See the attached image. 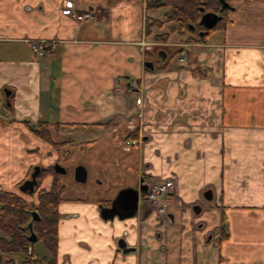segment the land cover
<instances>
[{
	"label": "crops",
	"instance_id": "obj_1",
	"mask_svg": "<svg viewBox=\"0 0 264 264\" xmlns=\"http://www.w3.org/2000/svg\"><path fill=\"white\" fill-rule=\"evenodd\" d=\"M65 1L41 0L33 16L20 9L0 20V188L21 193L35 164L54 165L77 139L121 145L132 131L142 141L123 146L118 162L125 170L134 160L138 179L174 187L166 219L140 208L104 220L100 204L110 200L64 197L57 264H264V0H231L224 28L179 42L146 34V0H73L97 14L84 23ZM29 39L57 45L37 56ZM157 44L174 45L175 56L167 52L151 69L145 62L158 57ZM26 121L49 122L66 142L53 146ZM37 147L40 154L28 151ZM22 196L38 202L37 192ZM121 238L135 250L124 253Z\"/></svg>",
	"mask_w": 264,
	"mask_h": 264
},
{
	"label": "trees",
	"instance_id": "obj_2",
	"mask_svg": "<svg viewBox=\"0 0 264 264\" xmlns=\"http://www.w3.org/2000/svg\"><path fill=\"white\" fill-rule=\"evenodd\" d=\"M163 6L168 7V10L162 18L147 17L146 34L152 35L153 27H163L167 23H173L170 31L155 33L154 40L168 41L172 32H178L181 35L189 32L191 35L186 37V40L191 41L198 39L201 32L205 30L204 25L200 24L203 13L220 12L222 3L220 0H146L147 9ZM223 13L225 16L219 21L217 25L219 28H224L228 22L226 8ZM26 122L31 132L53 146H61L66 142L58 138V131L49 122ZM132 137H138V133L136 131L129 132L126 139ZM28 151L41 152L38 147ZM30 174L31 172L28 177ZM48 175L53 176L50 188H41L42 182ZM38 179L39 185L35 192H23L28 196H34L37 192L38 202L28 200L16 192L0 188V229L4 233L0 235V264H17L15 257H4V254L9 253L24 254V262H28V264H57L58 227L61 219L59 205L64 199L66 185L62 182L61 173H58L53 165L44 166ZM34 212H38L40 215V218L33 223L34 231L38 237L36 241L30 240L31 231L29 228ZM225 236L226 233L223 237ZM38 241L45 243L53 255L52 259L38 257L35 250V244Z\"/></svg>",
	"mask_w": 264,
	"mask_h": 264
},
{
	"label": "rangeland",
	"instance_id": "obj_3",
	"mask_svg": "<svg viewBox=\"0 0 264 264\" xmlns=\"http://www.w3.org/2000/svg\"><path fill=\"white\" fill-rule=\"evenodd\" d=\"M40 2L41 0H0V20L2 21L3 17H13V14H19V16H22L23 14L33 16L36 13L41 12V9H39L41 4ZM232 2H234V0H232ZM20 9H22L23 14L20 13ZM167 10L168 7L166 6L153 8L149 10V15L152 17H163ZM171 25H173V23H167L163 27H153L152 33L154 35L155 32L162 33L170 31ZM172 35L178 37V41L176 42H179L180 40L186 39V37L191 34L186 32L185 35H181L178 32H172L170 33L169 39ZM174 45V47H177L176 43H174ZM173 46L157 44L155 47H158L159 50L164 49L166 52H169L170 55L175 56V51L172 48ZM153 60L155 64L160 63V60L156 58V55H154ZM86 133L87 132L85 131H77L76 136L79 135L81 138H85ZM120 136L121 135L119 134V137ZM118 140V138L117 140H114V142L112 140V143H110L111 145H109V143H106L104 140H100L95 143H86L77 139L74 144H70L59 149L58 159L54 160L53 164L60 163L66 169L64 173H61L62 182L66 185V193L64 197L67 199L65 202L76 198L84 199L86 202L95 203L100 199L106 201L111 199L113 200L121 190L136 183L135 180H137L139 174L134 166V160L130 159L131 162L127 165L130 169L126 168L124 170L125 166L120 164L116 159L117 154L119 151L123 150V146L126 144V138L125 143H122L121 145H118ZM116 142L118 146H116ZM40 150L42 152L41 148ZM78 165H84L88 170V179L86 182H78L75 179V170ZM34 166H36V164ZM41 166L44 167L45 165L41 164ZM120 168L122 170H119ZM119 171L120 174H118ZM19 191L21 193L18 194H24L20 189ZM204 199L208 202L210 200L207 198L206 193H204ZM165 206L169 209L168 204H165ZM197 215L199 214H196V216ZM61 218L60 222H62L64 216L62 217L61 215ZM3 234L4 233L0 229V235ZM36 248L38 256H43V254L49 253L43 241H38L36 243ZM9 256L15 257L18 264L24 263L25 255L22 253L4 254L5 258Z\"/></svg>",
	"mask_w": 264,
	"mask_h": 264
},
{
	"label": "water",
	"instance_id": "obj_4",
	"mask_svg": "<svg viewBox=\"0 0 264 264\" xmlns=\"http://www.w3.org/2000/svg\"><path fill=\"white\" fill-rule=\"evenodd\" d=\"M222 3L221 12L225 8L234 9L235 7L230 3L229 0H220ZM223 18V15L218 12H204L201 19L200 24L204 25L205 30L204 32H208L209 30L216 28L219 21ZM167 57V52L164 49H160L158 51V58L161 60H165ZM145 65L151 69H154V61L147 60L145 62ZM4 92L6 95L7 103L11 105L10 102V95L12 93V90L9 88H4ZM54 168L58 173H64L66 169L60 164L55 163ZM43 169V166L36 165L33 167V170L30 174V177L25 179L20 185L19 189L22 192H35L36 187L39 184V175ZM75 179L78 182H86L88 179V170L84 165H78L75 170ZM142 182V181H141ZM148 189V186L146 184H139L137 187H126L123 190H121L117 196L111 201L110 205H106L104 203L100 204L101 209V217L104 220H110L118 217L119 219H124L129 216H135L139 212V203H140V191H146ZM207 198L211 199V196H208V193H206ZM195 213H200L202 211V205L199 203H196L192 206ZM33 219L29 223V228L31 231L30 234V240L36 241L38 239L34 228L33 223L36 219L40 218V215L38 212H34ZM118 247L124 252H130L132 250H135V247H129L127 241L125 238H121L118 240Z\"/></svg>",
	"mask_w": 264,
	"mask_h": 264
},
{
	"label": "built area",
	"instance_id": "obj_5",
	"mask_svg": "<svg viewBox=\"0 0 264 264\" xmlns=\"http://www.w3.org/2000/svg\"><path fill=\"white\" fill-rule=\"evenodd\" d=\"M65 11L69 15L75 17V19L80 23L94 21L97 19V14L93 10H80L76 7L73 0L65 1ZM29 42L32 50L37 56L45 55L51 47L57 45L56 39H29ZM185 53V49H182L181 54L184 55ZM127 84L131 90H136L138 88V82L136 79L127 78ZM128 143L134 144L136 141H128ZM146 181L148 183V189L144 191L142 199L145 203H150L154 206L164 200L174 187L173 180L158 181L147 179Z\"/></svg>",
	"mask_w": 264,
	"mask_h": 264
},
{
	"label": "flooded vegetation",
	"instance_id": "obj_6",
	"mask_svg": "<svg viewBox=\"0 0 264 264\" xmlns=\"http://www.w3.org/2000/svg\"><path fill=\"white\" fill-rule=\"evenodd\" d=\"M230 2H231V0H229ZM227 9V12H228V9L229 8H226ZM218 13H221L222 15H223V17L225 16V14L223 13V11L221 12H218ZM204 32V30L201 32V34ZM200 34V35H201ZM158 56V55H157ZM158 58V57H157ZM159 59V58H158ZM160 60V59H159ZM136 141V143H134V144H129L128 143V141ZM141 138H138V137H132V138H128V139H126V144H125V146L127 147V149H130L132 146H135V145H139V143H141ZM54 166V165H53ZM43 170V169H42ZM32 172V171H31ZM42 172V171H41ZM30 177V176H29ZM29 177H27V178H29ZM26 178V179H27ZM147 179H149V177H147V175H142L139 179L137 178V180H135L136 181V183L132 186V187H137L139 184H146L147 186H148V183H147ZM142 181V182H141ZM39 185V184H38ZM38 187V186H37ZM37 187H36V189H37ZM143 194H144V191H140V203H139V210H140V208H143V209H146V212H150L151 211V209H153V208H155L158 212V216L160 215L161 217H163V218H167L168 217V210H167V208H166V206H165V204H166V200H162L164 203H162V201L158 204V205H153V204H150V203H145L144 201H143V199H142V196H143ZM111 201L112 200H110L109 201V204L108 205H110L111 204ZM104 203V202H103ZM104 204H106V203H104ZM200 204V203H199Z\"/></svg>",
	"mask_w": 264,
	"mask_h": 264
}]
</instances>
